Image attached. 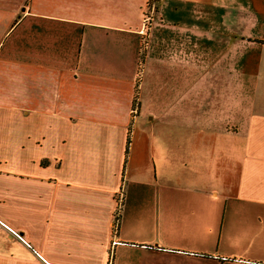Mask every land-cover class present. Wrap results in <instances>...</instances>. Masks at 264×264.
Returning a JSON list of instances; mask_svg holds the SVG:
<instances>
[{
    "label": "crops",
    "instance_id": "crops-1",
    "mask_svg": "<svg viewBox=\"0 0 264 264\" xmlns=\"http://www.w3.org/2000/svg\"><path fill=\"white\" fill-rule=\"evenodd\" d=\"M150 1L0 0V264H264V0Z\"/></svg>",
    "mask_w": 264,
    "mask_h": 264
},
{
    "label": "built area",
    "instance_id": "built-area-1",
    "mask_svg": "<svg viewBox=\"0 0 264 264\" xmlns=\"http://www.w3.org/2000/svg\"><path fill=\"white\" fill-rule=\"evenodd\" d=\"M153 6L152 7H150V5H149V7H148V10H147V16H145V18H144V25H143V27H144V29H143V32H142V34H143V37H144V39H143V43H144V48H146L147 47V45H148V39H149V32H150V29H151V24H152V19H153V15L152 14H154L155 13V1L153 0ZM150 4V3H149ZM151 14V15H150ZM134 113H136V107H135V112ZM0 229H5V230H8L9 232H11L13 235H15V236H19L18 235V233H16V232H14V231H12L4 222H2L1 220H0Z\"/></svg>",
    "mask_w": 264,
    "mask_h": 264
},
{
    "label": "rangeland",
    "instance_id": "rangeland-1",
    "mask_svg": "<svg viewBox=\"0 0 264 264\" xmlns=\"http://www.w3.org/2000/svg\"><path fill=\"white\" fill-rule=\"evenodd\" d=\"M153 3H154L153 0H151L150 4H149L150 7L153 6ZM221 225H222V223H221V219H220V220H215V222L212 223L210 226V227H214L216 229V232L214 234L217 236L219 235V228ZM215 241L218 242V237H216V236L214 237V243H215Z\"/></svg>",
    "mask_w": 264,
    "mask_h": 264
},
{
    "label": "trees",
    "instance_id": "trees-1",
    "mask_svg": "<svg viewBox=\"0 0 264 264\" xmlns=\"http://www.w3.org/2000/svg\"><path fill=\"white\" fill-rule=\"evenodd\" d=\"M144 53H145V48H143V52H142V54L144 55ZM143 57V56H142Z\"/></svg>",
    "mask_w": 264,
    "mask_h": 264
}]
</instances>
